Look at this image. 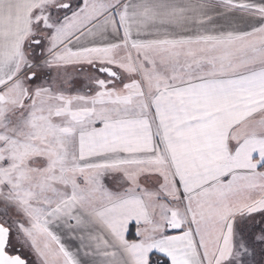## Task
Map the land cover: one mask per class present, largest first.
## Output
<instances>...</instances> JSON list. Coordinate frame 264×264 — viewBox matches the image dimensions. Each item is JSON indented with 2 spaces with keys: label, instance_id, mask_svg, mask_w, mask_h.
I'll return each mask as SVG.
<instances>
[{
  "label": "snow or ice",
  "instance_id": "1",
  "mask_svg": "<svg viewBox=\"0 0 264 264\" xmlns=\"http://www.w3.org/2000/svg\"><path fill=\"white\" fill-rule=\"evenodd\" d=\"M0 264H264V0H0Z\"/></svg>",
  "mask_w": 264,
  "mask_h": 264
}]
</instances>
